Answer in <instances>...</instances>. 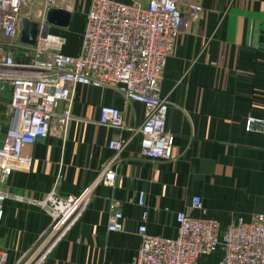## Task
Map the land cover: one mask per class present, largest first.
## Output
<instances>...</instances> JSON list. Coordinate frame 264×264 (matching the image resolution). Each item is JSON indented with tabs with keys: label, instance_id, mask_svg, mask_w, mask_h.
<instances>
[{
	"label": "crops",
	"instance_id": "crops-1",
	"mask_svg": "<svg viewBox=\"0 0 264 264\" xmlns=\"http://www.w3.org/2000/svg\"><path fill=\"white\" fill-rule=\"evenodd\" d=\"M91 1L78 9L86 14ZM194 1L201 11L186 21L161 81L162 95L170 101L173 158H144L138 136L99 123L100 106L112 104L128 125L138 127L144 120L141 103L127 100L116 88L77 86L67 136L40 139L30 150L29 170L14 172L3 186L25 200L5 204L0 248L9 252L8 264H29L44 248L51 219L27 200L43 199L52 190L68 196L94 186L87 212L46 264H131L141 246L144 209L150 234L175 237L176 215L195 196L224 229L233 220L264 214V0H183L182 10ZM10 96L9 86L0 92V113ZM0 118L5 131L8 121L3 114ZM249 118L256 120L250 130ZM116 136L127 145L116 187L109 189L99 180L115 157L108 142ZM140 194L146 208L138 205ZM111 197L125 202L122 232L108 231ZM217 261L213 256L198 264Z\"/></svg>",
	"mask_w": 264,
	"mask_h": 264
},
{
	"label": "built area",
	"instance_id": "built-area-1",
	"mask_svg": "<svg viewBox=\"0 0 264 264\" xmlns=\"http://www.w3.org/2000/svg\"><path fill=\"white\" fill-rule=\"evenodd\" d=\"M27 3L30 7L25 13ZM71 5L72 0H0V92L11 88L6 110L0 113L8 121L4 131L0 118V231L6 202L25 201L5 191L4 184L14 172L29 170L30 150L40 139L67 136L79 85L116 88L127 100L141 103L144 120L138 127L128 125L123 111L112 104L100 106L99 123L138 136L144 158H173V136L167 127L170 101L162 95L161 81L186 21L197 18L202 6L190 2L189 10L183 11V0H92L79 51L70 53L65 50L66 30L50 24L47 13L52 7L68 9ZM24 17L38 25L33 46L21 41ZM255 123L249 118L247 129ZM126 145L121 136L108 142L115 157L105 165L99 183L109 189L116 187L117 167ZM93 188L68 196L52 190L43 199L27 200L51 219L45 246L29 264H46L49 254L87 212ZM138 205L146 208L143 194ZM124 206L123 200L109 199V232L123 231ZM148 216L144 209L138 228L141 246L131 264H198L213 256H218L216 264H264L263 213L233 220L224 229L208 216L202 198L195 196L176 215L175 237L150 234ZM9 257L0 248V264H8Z\"/></svg>",
	"mask_w": 264,
	"mask_h": 264
},
{
	"label": "water",
	"instance_id": "water-1",
	"mask_svg": "<svg viewBox=\"0 0 264 264\" xmlns=\"http://www.w3.org/2000/svg\"><path fill=\"white\" fill-rule=\"evenodd\" d=\"M47 20L60 29H68L73 21V13L69 9L52 7L48 10ZM38 35V25L28 17L23 18L21 41L27 45H35Z\"/></svg>",
	"mask_w": 264,
	"mask_h": 264
},
{
	"label": "rangeland",
	"instance_id": "rangeland-1",
	"mask_svg": "<svg viewBox=\"0 0 264 264\" xmlns=\"http://www.w3.org/2000/svg\"><path fill=\"white\" fill-rule=\"evenodd\" d=\"M35 1L40 2L42 0H35ZM72 1H73V5L69 6L68 9H70L71 12L73 13V21H72L71 26L66 30L65 35L67 37L66 47L68 49L72 48V50H73L74 48L75 49L80 48L79 43H81L82 32H83L84 23H85V15H86L85 13H82L78 9V5L86 3L87 0H72ZM29 7H30V5H28V3L24 6L23 10H25V13L28 12Z\"/></svg>",
	"mask_w": 264,
	"mask_h": 264
},
{
	"label": "bare ground",
	"instance_id": "bare-ground-1",
	"mask_svg": "<svg viewBox=\"0 0 264 264\" xmlns=\"http://www.w3.org/2000/svg\"><path fill=\"white\" fill-rule=\"evenodd\" d=\"M200 262V261H199Z\"/></svg>",
	"mask_w": 264,
	"mask_h": 264
}]
</instances>
